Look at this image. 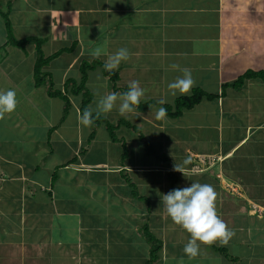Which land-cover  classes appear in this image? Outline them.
Here are the masks:
<instances>
[{"label": "crops", "instance_id": "obj_1", "mask_svg": "<svg viewBox=\"0 0 264 264\" xmlns=\"http://www.w3.org/2000/svg\"><path fill=\"white\" fill-rule=\"evenodd\" d=\"M0 12L8 14L16 40L42 41L45 58L63 51L43 67L49 81L36 88L34 46L25 51L5 46L0 15V90L14 89L18 99L16 110L0 119V264H125L127 254L147 264L142 227L135 225L164 223L162 195L170 191L169 172L177 176L178 188L199 177L207 180L217 195L218 216L252 236L249 252L264 245V0H0ZM98 47L106 54L93 57ZM120 48L128 49L130 59L112 71L118 72L117 87L139 81L141 103L172 104L183 96H172L168 84L184 70L195 81L191 90L217 95L175 119H157L158 106L124 115L165 162L148 160L140 140L132 148L124 144L122 159L120 141L134 133L125 126L115 130L119 142L109 135L104 141L95 133L82 135L86 129L77 121L82 102L69 85L82 80V61L103 64ZM16 58V64L26 65L18 78L12 74L16 65L10 67ZM247 72L262 78L246 79L240 89L223 87ZM51 73L60 74L56 87L67 97V107L62 98L48 95L49 83L55 87ZM103 84L102 95L112 93L106 77ZM23 104L31 116L21 115ZM199 155L221 160L207 172L191 174L193 156ZM228 184L237 192L232 197L224 191ZM150 199L152 210L142 202ZM229 202L241 217L245 214L243 226L233 222L240 216L229 212ZM249 203L258 209L253 215ZM135 241L141 242L144 257L126 253ZM161 250L156 264H167L165 247ZM175 257L172 264H188ZM235 259L232 263H242ZM246 260L264 264V254L260 250Z\"/></svg>", "mask_w": 264, "mask_h": 264}, {"label": "clouds", "instance_id": "obj_2", "mask_svg": "<svg viewBox=\"0 0 264 264\" xmlns=\"http://www.w3.org/2000/svg\"><path fill=\"white\" fill-rule=\"evenodd\" d=\"M105 49L95 48L91 55L100 57L105 55ZM130 59V53L127 48H120L114 54L107 55L103 65L104 69L112 72L118 69L121 62ZM175 68V65H172ZM192 74L184 70L183 76L176 78L168 84L169 92L172 96L186 95L194 86ZM144 96V89L140 87V82L133 80L128 85V90L124 93L112 92L104 95L96 102L95 116L92 109H85L77 116L78 124L83 127H91L95 118L101 114L110 113L117 102H119V114L124 116L126 113L134 111ZM165 103V101H161ZM18 105L17 93L14 89L0 90V119L5 114L14 112ZM167 116V109L161 107L156 112L157 119H164ZM190 163L185 160L184 164ZM175 170L178 167L175 165ZM181 172V171H180ZM164 211L171 218L174 224L179 225L187 233L190 239L184 246V254L189 259L199 255L200 244L211 245L219 241L221 244H227L234 236V231L218 216L216 210L217 195L212 185L193 182L190 186L176 188L162 195ZM200 243H197V242Z\"/></svg>", "mask_w": 264, "mask_h": 264}, {"label": "rangeland", "instance_id": "obj_3", "mask_svg": "<svg viewBox=\"0 0 264 264\" xmlns=\"http://www.w3.org/2000/svg\"><path fill=\"white\" fill-rule=\"evenodd\" d=\"M1 30H2V28L0 27V36H1ZM28 30H29V28H28ZM30 45H33V44H30ZM27 46L25 47V49L27 48ZM34 49H35V47H34ZM16 63H17V58L14 61H11L10 62V67L16 65L15 66L16 67V70H14V72L12 74L14 75L15 78H18V73H19L20 67H22V69H23L26 65H24V64L20 65V64H16ZM85 63L88 64L90 62L88 60H86ZM56 64H59V65H57V66H59L57 68L62 69V64H63L62 61H57L55 63V65ZM103 65H104V63H103ZM80 66H81V64H80ZM92 67H94V68L91 69L90 71H93V72H90L89 73V71H88L89 68L86 69V75L88 74V79L89 80L87 81V84L85 82V85H84L85 86V89H86L85 92H86V94L89 97L86 96L85 94H83V92H81L79 94L80 96H79V100L78 101H80V103H81L83 101V99H84V101H87L88 99L90 101L92 100L91 104L89 103V105L86 108L87 109H92L93 112H94V115H95L96 102L98 101V99L100 97L103 96L102 95V93L104 92V84H103V81L105 80V77L102 76V75H104L103 72H102L103 71V67H101V66H99L97 64L94 65V66H92ZM56 73H58V72H56ZM51 75H52V80H53L54 85H55L54 89L52 87V90L53 91H56V90L57 91H60L61 88H59V87L57 88L56 87V85L58 86V84H59V82H58L59 79L58 78H55L56 75H60V74H52L51 73ZM11 76L12 75H10V77ZM76 76H77V71L76 70H73V71L70 72V77L71 78H75ZM90 78H92V79H90ZM27 81L29 82V80H27ZM76 84L77 85L80 84V79H79V82H77ZM23 86H25V85L22 84V88H23ZM152 95H154V94H152ZM81 97H82V100H81ZM117 103L118 104L115 106V112L117 113V115L112 110L108 114H101L99 116V119H105L110 124H117L120 119L125 120V121H128L130 123L129 119H127L124 116H121L119 114V111H118V109H119V102H117ZM71 111H73V110L70 109L69 112H71ZM19 112L21 113V115L31 116L30 113L32 111H31V109L29 107H27L26 105L23 104L21 106ZM111 113H114V115H116V118L112 117V114ZM70 118L71 117H68V119H70ZM96 119H98V118H96ZM69 122H71V121H69ZM93 125L91 127H85L86 130L81 129L82 135H85V132L86 133H89V135L95 133V136H96L97 139H99L101 141H104V137L107 138V136L109 135L108 132L105 129L103 130V125L101 126L100 129L94 128ZM130 134L132 136V139L131 138H126V139L122 140L121 141V145L126 143L125 145H132V146H129L131 148L135 144L136 145H139V142L140 141L138 139V136L135 135L134 133H130ZM136 136H137V139H136ZM88 140H89V138L87 139V141ZM148 142H150V141H148ZM149 144L152 147V149L154 150V152L156 154L155 156L160 157L161 154H159V152H157L153 148V146H152L151 143H149ZM144 153H145V151H144ZM134 155H135V153H134ZM145 155H146V153H145ZM155 156H148L147 155L148 160H151L153 158L154 160L158 161V157L156 158ZM193 157H194L193 158V160H194L193 167L189 171L191 174H200V173L207 172V171H209L210 168L212 169L213 167H215V164L216 163H219V160H221V159H218V158L215 159V158H211V157H209V158H203V156H201V155H199V156H193ZM135 158H137L138 161H139V159H140L139 158V154H138V157H135ZM161 161H159V162H161ZM217 178H219V176H217ZM193 182H199L201 184H208L207 183L208 182L207 180L203 179V177H199V178H196V179L189 180L187 182V184L181 185V187L179 185V188L188 187ZM136 191L138 193V190L137 189H136ZM140 191H142V190L140 189ZM224 191H226L228 194H230L231 195V196L229 195L230 197L234 196L235 195V192H236L235 188L232 189V185L231 184L224 185ZM150 193L151 192H147V194H150ZM149 197L152 198L153 195L150 194ZM135 199H136V197H135ZM136 200H138V201L141 202V200H139V199H136ZM142 202L145 203V204L147 203V202H145L143 200H142ZM229 205H231L230 208L228 207L229 208V212L232 211L235 214H238V215L241 214V211H239V210H238L239 212H235L237 210V207H235L234 202L233 203L232 202H229ZM148 206L150 207L149 210H152V208H153L152 207L153 206V201L151 199H150V202H149ZM247 207H249V212L248 213L250 215H253L256 211H258V209L254 206L253 203H249V205ZM115 214L117 215L118 212H115ZM148 214L151 215L150 212ZM230 215H231V217H233L232 216L233 214H230ZM244 216H245V214H244ZM244 216L243 217L240 216V217L233 218L234 219L233 222L235 221V219L237 220L235 222V224H236L237 227L240 226V225L241 226L244 225V222L247 220V218L244 217ZM131 220H133V217H131ZM223 221L227 224V226L230 229H232L234 231V236L228 241L227 244H221L219 241L214 242L211 245L200 244L199 255L197 257H195V258H192V259H189V257L187 255H185L184 254V251H183L184 246L187 244V242L190 239V234L187 233L184 229H182L179 225L174 224V222L171 220V218L166 213H165V216L163 218V222L164 223H161V224L159 223L158 224L159 221L158 220L157 221L154 220V222L151 221L152 224L151 223L147 224V222L144 223L145 220H143L142 223H140V224H139V221H137L136 223L138 225L137 224L136 225L135 224H132V227L134 228V225H135L136 226L135 228L138 230L139 229L138 228L139 226L142 227L144 225H149V227H148L149 232L152 233V235L158 241H160L161 244H163L162 246L165 247V250L163 251L165 254L163 256H165L166 254L168 255L167 256V261H164L167 264H172V262H173L172 260L175 259L176 258L175 256H177V255H178V257L186 258L188 260L187 261L188 264H219L221 262H222V264H234L229 259L230 258H236V257H238V258H240L242 260V263L241 264H254L253 261H248L246 259L247 258L249 259L250 255H251V257L254 258V255L256 256V253L258 251H260V250H261V253L264 254V245H259V247H257L253 252H251V251L249 252L248 249H252V248L248 247V245L251 243L250 240H251V237L252 236L251 235L249 236V234H247L246 232L239 231L237 228L235 229L232 224L230 225L229 220L228 221H225V218H224ZM157 226L159 227V229H160L159 231L160 232H158L156 230ZM152 227H153V229H152ZM152 230L153 231L156 230L157 232H153ZM139 239L142 242V244H144L146 246V248H147V252L143 250L144 252H146V255L148 256V260L147 261L151 260V257L153 255L154 246L152 245V243H150V241L147 240V238L144 235H142L141 231L139 232ZM141 242L135 241L134 243H137L135 245L136 247L132 246L131 250H127V247H126L125 248L126 253L127 252H132V253L135 252V253H138L139 254V257H141L142 254L144 253V252H142L141 249H139L140 248V245H141ZM197 243H200V242L198 241ZM137 247H138V249H137ZM219 248H223L226 251L227 256H228L229 259H224L223 257H221V256H224V255L222 253H220L219 251L216 250V249H219ZM161 251L158 254H155V257H153V260H152L153 262L154 261L155 262L154 263H151V264H156L159 261H161V259H162V258H160L161 257L160 255L162 253ZM142 257H144V256H142ZM126 259H128V261H127L128 263L126 262L125 264H138L139 262H143V259L138 258V256L137 257H133V256L130 257L128 254L126 256Z\"/></svg>", "mask_w": 264, "mask_h": 264}, {"label": "trees", "instance_id": "obj_4", "mask_svg": "<svg viewBox=\"0 0 264 264\" xmlns=\"http://www.w3.org/2000/svg\"><path fill=\"white\" fill-rule=\"evenodd\" d=\"M0 15L4 21V26H5V30H6V34H7V41L5 43V46H11V47L20 49L22 51H25V47L27 45L33 44L35 47V52H36V61H35L34 70H33L34 86L36 88H38V87H41V86L47 84V82L49 81V79H48L49 74L44 73L42 71V69H43V67L48 65L49 62H51L53 59L58 57L63 51H59L58 53H55L48 58H45L41 52V43H42L41 40H35L34 38H26L23 40H16L13 36V33H12V27H11L10 21L8 19V14H2L0 12ZM68 50L72 51L73 49L70 48ZM82 62H81V66H80V71L82 74V80L80 81V84L77 85L76 82L71 81V84L69 86H70V88L73 89V93L79 95L81 92H83V94L88 96L85 92L86 89L84 86L85 82H86V69H88L89 67H90V69H93L94 67H92V66H94L96 64L103 67V64L101 62L100 63L99 62H92L90 64L89 63L87 64L85 62L82 63ZM102 72H103L104 76L110 81L111 87H112V92L124 93L128 90V86H126L124 88H118L117 87L116 83L119 79L118 72H108L104 69V67H103ZM261 75L262 74H260V73L247 72L243 76L239 77L233 84L223 85V87L225 88L226 86H231V87H235V88L240 89L243 86L244 80L251 79V78H262ZM47 91H48V95L50 97L62 98L65 101V104L67 107V105H68L67 97L64 94L60 93L59 91H53L51 83H49ZM216 98H217L216 94L207 93L201 88H194L190 94L177 97L172 104H159V103H155L153 101H147L144 103L140 102L139 105H137L135 107V109L137 111L143 113L150 106H158L160 108L164 107L167 109V117L175 119V118L180 117L182 115L183 111L193 109L195 106L199 105L203 100H214ZM89 103H90L89 99L87 101H84V99H83L82 104L80 106V113L83 110L87 109L86 107L89 105ZM93 124H94L93 125L94 128H98V127L103 125L104 129L108 132L111 141H113V142H119L118 138L115 135V130H117L118 128H120L122 126H125L129 129H131L135 134H137L138 139L143 143V149H144L146 155H148V156H155L156 155L154 150L150 146L148 140L145 139V137L139 132V130H137L136 127L132 126L128 121L120 119L117 124H110L105 119H99V118L96 119L95 118V121ZM122 145H123V149H124L122 159H124V157L126 155V149H125V145L124 144H122ZM155 157L157 158L158 156H155ZM161 160H162V162H165L166 161L165 156L161 155L160 157H158V161H161ZM123 177H124V179H126L127 183H130V186L132 187V193L135 197H137L135 186L129 181V179L125 175H123ZM168 180L170 182V191L178 188L177 187L178 178L174 172L168 173ZM141 199H143V198H141ZM147 203L149 204L148 201H147ZM141 231H142V235H144L147 238V240L150 241V243H152V245L154 246L153 255L151 257V260H149L147 262V264L154 263L155 261L154 262L152 261L153 257H155V254H158L161 251L162 244L160 241H158L152 235V233L149 232L147 225L142 226ZM216 250L219 251L220 253H222L226 258H228L227 253L223 248H219ZM229 260L234 262L236 259L230 258Z\"/></svg>", "mask_w": 264, "mask_h": 264}]
</instances>
